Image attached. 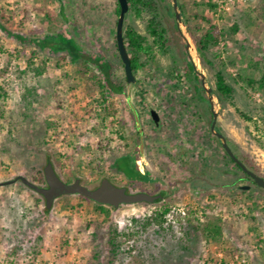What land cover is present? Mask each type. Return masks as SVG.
<instances>
[{"label":"rangeland","instance_id":"obj_1","mask_svg":"<svg viewBox=\"0 0 264 264\" xmlns=\"http://www.w3.org/2000/svg\"><path fill=\"white\" fill-rule=\"evenodd\" d=\"M156 1L164 7L170 43L166 52L154 46V61L143 57L136 84H129L116 46L117 0H0V184L24 177L46 187L45 178L39 183L35 177L52 163L67 184L80 179L95 189L107 178L132 193L165 192L152 204L106 206L110 218L105 220L99 204L79 195L63 196L47 210L43 196L21 181L0 186V264H200L205 257L212 261L222 245L230 260L245 256L247 264H264V190L255 186L251 194L240 193L244 175L227 166L221 141L210 131L209 94L200 100L185 75L191 61L212 90L216 130L264 176V151L256 141L264 140V91L247 83L264 73L261 0L237 3L229 13L211 11L202 0H178L180 36L174 33L176 16L165 10L173 1ZM182 10L190 18L202 14L225 34L240 26L235 36L210 49L213 67L198 54ZM1 27L28 39L67 35L85 53L103 54L114 67L112 79L125 84V93L109 100L115 121L104 111L100 93L77 74L80 64L64 53L20 44ZM128 28L148 38L145 18L130 11L124 32ZM37 68L45 72L34 75ZM219 71L234 88L224 108L213 95ZM91 72L99 74L95 67L87 75ZM28 89L35 94L27 95ZM130 104L140 117L143 148ZM151 111L159 115V127ZM125 155L137 157L149 182L130 185L117 171L115 161ZM188 205L209 212L205 221L194 212L176 228L165 226L164 216L155 220L165 210ZM214 224L223 229L217 240L208 231ZM114 227L120 234L115 254L108 246Z\"/></svg>","mask_w":264,"mask_h":264},{"label":"trees","instance_id":"obj_2","mask_svg":"<svg viewBox=\"0 0 264 264\" xmlns=\"http://www.w3.org/2000/svg\"><path fill=\"white\" fill-rule=\"evenodd\" d=\"M164 3L166 0H162ZM129 2V11L133 12L137 17L145 18L146 20V31H147V37L139 34L134 29H127L124 32V38H125V46L127 48V51L129 53L133 73L135 74L140 66V61L143 57H146L149 59V61H154L155 59V52H154V46L158 47L160 51L166 52L168 49V45L170 43L169 40V31L166 28L164 24L163 17L161 15V7L157 3L156 0H128ZM202 3L205 5L206 8L211 9V11H216V6L214 4V0H202ZM261 5L264 8V0H261ZM181 7H183L181 5ZM165 10L169 11L168 14L172 18H175V10L174 7H170L168 9L165 8ZM183 12V22L185 26L187 27L189 35L193 39L194 46L200 55L203 63L205 65H208L210 67H213V62L209 59V52L210 49L213 47L218 46V44L228 36L232 37L235 36L239 30V25H234L229 33L225 34L223 31H219L217 26L213 24L212 21L205 18L202 14H195L193 18L188 17L185 14V11ZM120 14V6L118 3L117 8V15ZM63 15V14H62ZM262 17L264 18V13L262 14ZM193 19V20H192ZM195 21L196 25L195 27L192 26V22ZM203 22L207 23L209 25V28H204ZM4 32L8 34V36L15 39L17 42L21 44H31L36 45L40 49L45 50L48 49L51 54H59L64 53L69 57L70 61L73 64H80L81 69L77 71L78 75L86 76V82L88 85V89L90 91L98 92L100 93L102 97V103L104 107V111L106 112L107 116H110L112 119V122H114V111L112 112V107L110 105V97L114 94H124L125 93V84L116 82L112 79V70L113 65L112 63L105 60V56L103 54H91V53H85L72 39H69L67 35H59L57 37H45L44 39H28L25 38L19 34H11L6 29H4ZM174 33L181 35V30L177 26L175 22V29ZM149 39L153 41L152 44L149 43ZM117 46V41H116ZM121 60V58H120ZM33 59L30 60L29 67H32L33 65ZM260 64V63H259ZM91 67H95V69L98 71L99 74H96L95 72H91V74L87 75L90 72ZM45 72L44 69L37 68L34 69V75H42V73ZM186 77H188V81L193 85L197 96L200 100L204 99L203 94L206 93L205 88L202 85L201 78L198 76L195 66L191 61L186 62V71H185ZM128 82V81H127ZM248 86L252 89H258L264 91V73L262 76L257 78H250L247 80ZM216 90L213 92V95L218 99L221 106L224 108L229 102L233 100L234 96V88L228 83L226 75L223 71H219L216 73ZM35 90L34 89H28L27 95H34ZM0 94V98H1ZM34 97V96H33ZM32 97V98H33ZM32 104V102H29V106ZM209 106V113L211 115V118H213V113L210 108V103L208 102ZM244 117H246L244 115ZM247 118V117H246ZM159 127V126H157ZM140 135V133L138 132ZM217 141L219 139L214 136ZM258 145L260 148L264 151V140L261 138L256 139ZM229 146L233 150L234 154L237 156L238 159H240L249 170L253 171L257 175L264 178L263 175L259 172V167H257L253 162L250 161L249 157L246 155H240L238 148L236 146H233L229 139H228ZM224 159L227 162V166H233L234 170H238L244 175V179L241 181L243 184H241L238 189L240 190V193L243 194H251V192L254 191V189L251 187L250 190L246 191L241 188V186L245 187L247 181H253L249 176H247L241 168L235 164V162L226 154L224 153ZM137 157H130L125 156L118 158L115 161V168L117 171L128 181L130 185H141L144 183L149 182L148 176L146 174H142L139 167L137 166ZM35 181H38L39 183H44V173L42 171H38L37 175L35 177ZM262 190V189H261ZM263 191V190H262ZM98 209L102 212V214L105 217V220H109L110 218V210L107 209L106 206L98 205ZM168 210L163 211L162 214H157L155 216V220L161 219L162 216H164L167 213ZM209 236L214 239H219L223 234V229L220 225L214 224L209 225L208 227ZM119 230L114 227L111 229L110 232V239L108 241V246L110 249V252L115 254L119 251L120 245H119Z\"/></svg>","mask_w":264,"mask_h":264},{"label":"water","instance_id":"obj_3","mask_svg":"<svg viewBox=\"0 0 264 264\" xmlns=\"http://www.w3.org/2000/svg\"><path fill=\"white\" fill-rule=\"evenodd\" d=\"M120 6V14L117 23V32H116V41H117V48L119 51V56L121 61L124 65V70L126 74V78L129 84H136L137 80L133 73L132 63L125 46V38H124V26L126 15L129 12V2L128 0H117ZM174 8H175V15L178 21V27L183 24L181 20V16L177 11L178 2L177 0H173ZM183 35V33L181 32ZM187 40V39H186ZM187 49H191V43L187 42ZM199 74V73H198ZM202 77V85L205 88V78L203 74H199ZM206 92L209 94V102L211 105V110L213 113V121L211 123L210 131L213 133L220 141L221 146L224 152L237 164L241 170L249 176L254 184L264 190V178L257 175L253 171L249 170L247 166L237 158L234 154L233 150L229 146V143L225 136L216 130L217 121H218V113L215 112L213 108V102L211 100V89H206ZM131 109L133 110L135 116V123L138 132L141 135L142 141V148L144 147V139H143V128L141 126L140 117L138 112L136 111L135 107L131 105ZM151 117L156 126L160 125V117L155 111H151ZM44 178L46 187H39L36 184H33L29 180L24 177H17L16 179L0 184L1 187L8 186L14 184L16 182L21 181L25 186L30 188L31 190L35 191L37 194L43 196L45 199L46 209L51 210L54 206V203L57 199L63 196H72V195H79L86 199H89L99 205L109 206L114 209H119L123 205H134V204H141V203H156L162 200L161 196L158 195H151L147 192H137L132 193L128 192V189L125 187H119L113 184L109 179L105 178L101 181L100 185L95 189H89L82 185L80 179H76L72 184L65 183L55 171L52 163H48L47 166L44 168ZM243 190H250L249 186L243 187Z\"/></svg>","mask_w":264,"mask_h":264},{"label":"built area","instance_id":"obj_4","mask_svg":"<svg viewBox=\"0 0 264 264\" xmlns=\"http://www.w3.org/2000/svg\"><path fill=\"white\" fill-rule=\"evenodd\" d=\"M255 0H214L216 9L220 13H229L232 10H235L237 3L246 4ZM141 170V168H140ZM142 171V170H141ZM212 204V202H211ZM218 206V205H217ZM201 209V208H200ZM197 207L192 206H177L171 208L164 215L165 226L176 228L180 225H185L189 219L190 213H195V216L201 221L204 222L206 216L209 215V212H203ZM224 246L216 247L215 251H218L212 261L209 258H206L200 264H247V258L245 256H236L234 260H230L225 257Z\"/></svg>","mask_w":264,"mask_h":264},{"label":"flooded vegetation","instance_id":"obj_5","mask_svg":"<svg viewBox=\"0 0 264 264\" xmlns=\"http://www.w3.org/2000/svg\"><path fill=\"white\" fill-rule=\"evenodd\" d=\"M173 1V0H172ZM178 1V0H177ZM179 4V3H178ZM174 10H175V8H174ZM137 111V110H136ZM132 112H133V110H132ZM134 114V113H133ZM150 116H151V114H150ZM135 117V116H134ZM152 118V117H151ZM141 136V135H140ZM141 143H142V141H141ZM125 156H130V157H134V156H131V155H125ZM125 156H123V157H125ZM137 163V162H136ZM241 181V180H240ZM247 184H248V186L250 187V189H251V187L253 188V187H255L256 185L254 184V182L253 181H247ZM246 187V186H245ZM126 188V187H125ZM241 188H243V186H241ZM128 189V188H127ZM128 192H131L129 189H128ZM158 196H161L162 197V199L165 197V192L164 191H161L160 192V194H157Z\"/></svg>","mask_w":264,"mask_h":264},{"label":"crops","instance_id":"obj_6","mask_svg":"<svg viewBox=\"0 0 264 264\" xmlns=\"http://www.w3.org/2000/svg\"><path fill=\"white\" fill-rule=\"evenodd\" d=\"M4 29H5L4 27H1V30H2L3 32H4ZM11 38H12V37H11ZM14 40H15V39H14ZM20 44H21V43H20Z\"/></svg>","mask_w":264,"mask_h":264}]
</instances>
